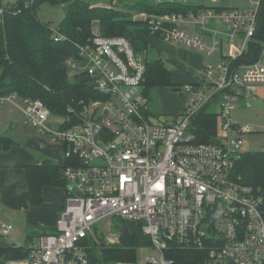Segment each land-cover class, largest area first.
<instances>
[{"label":"built area","instance_id":"obj_1","mask_svg":"<svg viewBox=\"0 0 264 264\" xmlns=\"http://www.w3.org/2000/svg\"><path fill=\"white\" fill-rule=\"evenodd\" d=\"M6 11L0 5L2 25ZM257 14L258 7L204 5L200 12L145 16L154 37L221 55L193 83L177 89L182 109L166 123H154L151 112L146 114L143 58L127 37L100 31L79 45L78 56L66 64L71 76L87 74L102 98L80 101L69 108L71 117L49 126L52 113L41 100L17 92L0 96V106H13L25 125L57 145L68 181L57 233L40 236L27 245L26 259L9 264H89L84 241L97 240L93 226L113 216L143 224L159 255L148 257L147 264H175L167 257L171 242L198 251L194 264H264L263 197L233 175L245 151L244 137L254 130L230 117L239 101L249 107V98L264 90V50L257 62L234 64L255 35ZM179 22L194 25L198 33L179 28ZM217 23L223 31L215 28ZM54 36L63 38L58 30ZM213 101L221 105L220 131L197 142L192 119ZM0 235L12 241L14 226L1 222ZM112 236L110 243L119 241L118 234Z\"/></svg>","mask_w":264,"mask_h":264},{"label":"trees","instance_id":"obj_2","mask_svg":"<svg viewBox=\"0 0 264 264\" xmlns=\"http://www.w3.org/2000/svg\"><path fill=\"white\" fill-rule=\"evenodd\" d=\"M119 1L122 0H17L6 4L4 24H0V96L17 92L24 98L39 99L53 115L62 117H71L69 108H77L82 100L102 98L87 74L71 76L66 64L68 58L78 56V46L88 43L94 36L93 24L96 21L103 35L127 37L135 52L143 57L146 65L144 94L149 95L150 89L154 87H173L172 90H177L184 83H193V79L181 83L173 81L174 72L166 66L164 59L167 57H162V50L155 41V38L161 39L160 35L154 37L151 34L148 19L136 20L134 17L139 13L152 16L200 12L204 5L186 4V1L178 0H139L124 10L113 6ZM45 3L65 8V16L57 29L39 18L40 7ZM0 5H3L2 0ZM55 30L63 36L62 39L56 40ZM151 48H158V58L152 60L146 57ZM263 50L264 0H260L255 35L247 51L237 57L234 64L257 62ZM208 106H204L192 119L190 131L197 142L209 141L220 131L222 118L219 113L208 111ZM12 143L10 137L0 133V144L6 150ZM65 166L51 158L25 166L31 205L37 206L44 202L45 186H67ZM233 175L236 181L252 187L263 197L264 214V150H245L234 167ZM117 220L115 229L119 236L118 242L110 243L104 236L98 235L97 240L84 241L89 264L137 263L138 251L152 245L151 237L144 232L141 222L123 218ZM53 233L57 231L44 232L42 235ZM28 244L6 243L0 246V264L10 259H26L29 255ZM170 244L167 257L174 259L175 264H194L200 260L198 251L182 248L173 242Z\"/></svg>","mask_w":264,"mask_h":264},{"label":"rangeland","instance_id":"obj_3","mask_svg":"<svg viewBox=\"0 0 264 264\" xmlns=\"http://www.w3.org/2000/svg\"><path fill=\"white\" fill-rule=\"evenodd\" d=\"M17 0H2L3 5L14 3ZM139 0H122L119 2H115L113 6L115 8L120 9H128L131 4ZM150 2H157V0H148ZM165 1V0H164ZM168 1H174V0H168ZM186 4H193V5H199L203 4L205 6L209 7H219V8H240V9H254L258 7V4L260 0H219L218 2H213V0H185ZM107 2V1H106ZM106 5V3H104ZM65 16V8L62 5H51L48 3L43 4L40 7L39 10V18L45 22V23H51L53 25V28L57 29L60 22ZM146 13H139L135 15V19H144ZM179 28L183 30L190 31L192 33H198L197 28L194 25L187 24L184 22L178 23ZM215 28L219 31L224 30V25L221 23H217L215 25ZM101 32V31H100ZM102 33V32H101ZM158 48L162 50V53L166 54L167 58L164 59L166 66L173 70L174 76L173 81L175 83H181L190 81L191 76L197 77L200 76L201 70H197L195 67L190 66L189 64H185L184 60L182 58H179V60L182 62V66L172 60L171 58V50H168L167 48H164V44H159ZM158 48H151L149 52L146 54V57L148 59H156L159 57ZM187 49L188 51H193V49H188V47L184 45H176L173 49ZM229 46L225 45V52L228 53ZM197 52V51H196ZM195 52V53H196ZM204 57L206 59L204 60L205 64L204 67L209 63L218 62L221 59V55L219 53H215L213 55H207L206 53H203ZM139 55V54H138ZM140 56V55H139ZM143 58V57H142ZM196 69V70H194ZM173 87H154L150 89L149 95H148V109L151 112L150 120L154 123H166L174 119L176 112H180L181 109V92H178L177 90H172ZM259 97L251 96L249 98V102L251 103V106H246L244 101H239L237 104L236 109H234L231 112V119L233 121H237L242 124L250 125L253 128V132L245 135L244 137V149L248 151H261L264 150V90L263 88L259 89ZM10 105H4L0 106L3 108H6ZM221 110L220 101H213L208 106V111L210 112H216L219 113ZM17 118L19 120V125L21 124V117L16 112ZM62 121V116H51L49 126H53L54 124H60ZM24 124V123H23ZM2 128V125L0 126ZM10 129V128H9ZM29 131V134L34 135V131L27 126V129ZM4 132V131H3ZM5 133H12V131L5 130ZM9 136V135H7ZM21 139V138H20ZM18 146L23 147L24 142H18ZM35 146H31L32 152H35L37 155L39 154L37 149H32ZM59 159L53 160L57 162H63V154L62 152L58 153ZM44 158V157H43ZM63 190V188H62ZM65 203V199H64ZM60 212V211H59ZM0 219L1 221H10L14 224V238L12 241H8L9 243H14L18 245H24L26 243H31V240L33 242H36L38 240V235L43 233V229H45L44 225L40 226H33V225H27L25 223L24 213L20 211L19 217H9L7 212H1L0 213ZM117 219L119 217L113 216L109 217L103 220H100L95 223L93 226V229L97 233L99 237H105L106 240L110 241V238H114L112 236V233L118 234L115 227L117 224ZM111 222L109 223V221ZM109 223V224H108ZM30 237V238H28ZM32 237V239H31ZM15 240L17 242H15ZM4 241V239H3ZM155 256L158 257L157 251L150 247H143L138 251V262L137 264H147L148 257ZM12 261V259L7 260L5 264H9V262Z\"/></svg>","mask_w":264,"mask_h":264},{"label":"crops","instance_id":"obj_4","mask_svg":"<svg viewBox=\"0 0 264 264\" xmlns=\"http://www.w3.org/2000/svg\"><path fill=\"white\" fill-rule=\"evenodd\" d=\"M157 1L159 2V0ZM93 30L100 31L98 21L94 22ZM155 41L158 45L163 43L164 48L171 50L172 60L179 63L181 66L182 62L179 58H182L185 64H189L199 71L204 69V60L206 59L204 54H200L195 50L193 51L196 53L190 52L182 48L174 50L173 48L178 45L177 43L166 42L159 38H155ZM194 76L195 74L191 76V79L195 80L196 77L194 78ZM16 112L19 114L13 106L0 108V126L2 125V128L0 127V133L6 136L9 135L8 137L13 140L11 147L7 150L0 144V213L2 211L7 212L8 216L12 218L19 217V213L22 211L27 225H44L46 226L44 227L45 229H43L44 232H56L58 231V222L66 204V188L45 186L43 190L44 202L37 206L31 205L28 200V183L25 166L41 163L45 158L52 159L55 157L54 159H59L58 153H60V151L57 145L47 141L35 128L25 125L20 114L22 125H19ZM27 126L35 132L34 135L29 134V131L26 130ZM5 130L12 131V133H5ZM18 142H24V146H18ZM33 145L35 147L32 149H37L39 151L38 155L30 149ZM1 222L10 223L14 226L10 221H1L0 219V223ZM43 233L39 234L37 237L39 238ZM3 239L4 238L0 235V246L9 243L8 240L4 239L3 241ZM15 242L17 241L15 240ZM31 243H33V240H31Z\"/></svg>","mask_w":264,"mask_h":264},{"label":"water","instance_id":"obj_5","mask_svg":"<svg viewBox=\"0 0 264 264\" xmlns=\"http://www.w3.org/2000/svg\"><path fill=\"white\" fill-rule=\"evenodd\" d=\"M225 39H226V37H225ZM162 57H163V58H166V54L163 53V54H162ZM74 192L77 193V194L80 195V196H83V193H81L80 191H78V190H76V189H74ZM166 235H168L167 232H166Z\"/></svg>","mask_w":264,"mask_h":264}]
</instances>
